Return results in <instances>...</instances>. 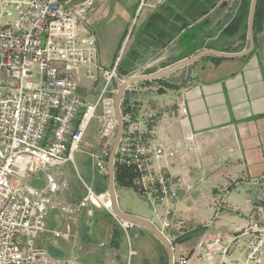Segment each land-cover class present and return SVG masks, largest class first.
<instances>
[{"label": "crops", "instance_id": "0c3cea01", "mask_svg": "<svg viewBox=\"0 0 264 264\" xmlns=\"http://www.w3.org/2000/svg\"><path fill=\"white\" fill-rule=\"evenodd\" d=\"M61 1L77 10L83 7L80 25L95 35L97 58L102 66H110L123 46L122 76L151 73L205 49L240 53L248 48L251 0ZM81 82L84 83L85 78L80 81L79 93L94 100L96 91L91 93V90L101 82L94 78L88 87H81ZM147 83L148 89L126 91L125 104L131 105L137 114L143 110L164 111L165 115L150 126L151 133L147 136L166 150H174L175 155L170 160H155L153 166L157 169L163 165L174 176H181L182 181L174 200L157 204L158 207L149 212L130 209L121 203L118 189L127 186L118 183L113 173L118 210L152 223L156 217L161 225V214L169 209L177 215L175 223L159 229L174 238L171 243L174 246L177 242L178 247L191 237L209 238L218 232H234L245 224L259 189L250 180L264 174V11L259 27L253 31V47L249 52L231 57L206 54L161 80ZM181 106L186 109L185 114L180 112ZM96 130L97 124L87 130L86 139L92 140ZM90 148L98 150L96 145ZM104 159L107 173L98 175L93 183L97 192L106 191L110 195L109 156ZM87 170V166L83 167L84 173ZM48 174L60 187L49 194L51 205L45 215L46 229L37 237V244L56 256H61L63 244L70 245L76 254L81 243L92 252L113 249L114 228L110 222L119 225L117 220L104 207L89 204L87 208H77L85 195L84 186L82 193L78 184L58 168L45 173V185ZM37 177L36 182H39ZM133 177L128 187L135 189ZM42 185L35 186H45ZM217 205L219 213L210 223V213ZM63 207L74 211L68 213ZM132 227L137 230L134 232L137 238L149 236L166 251L167 264L164 243L143 226L133 224ZM54 230L60 235L53 237ZM106 230L111 231L108 241L99 237L90 241L82 238L83 233L99 234ZM70 257L82 262L74 254ZM113 262L101 257L82 263ZM163 263L160 257L158 264ZM191 263H195L194 258Z\"/></svg>", "mask_w": 264, "mask_h": 264}, {"label": "built area", "instance_id": "2783aa9c", "mask_svg": "<svg viewBox=\"0 0 264 264\" xmlns=\"http://www.w3.org/2000/svg\"><path fill=\"white\" fill-rule=\"evenodd\" d=\"M83 11V7L77 10L61 0H0V19L5 18L0 23V264H83L72 257L52 255L36 242L46 229L49 194L60 185L49 174L44 187L22 180L27 174L67 162L75 165V152L93 145L98 147L96 153L89 152L94 168L99 175L107 173L104 157L111 152L119 124L116 95L129 76L120 74L123 46L110 66L98 62L95 35L80 25ZM12 12L14 17L8 19ZM94 77L101 84L95 99L89 100L78 88L82 78ZM149 86L146 81H133L118 100L124 127L114 150L113 169L128 168L136 191L155 210L157 204L176 198L182 177L163 165L153 166V161L175 155L174 150H166L147 136L164 111L137 114L125 104L126 91ZM180 112L185 114L186 109L181 106ZM92 118L97 130L87 140ZM80 180L85 195L77 208L102 206L125 232L133 226L116 216L108 192L97 193ZM250 182L259 189L245 224L232 233L200 237L187 253L172 244L171 264H264V174ZM176 216L164 210L161 227H171ZM58 235L59 231H52L53 237Z\"/></svg>", "mask_w": 264, "mask_h": 264}, {"label": "rangeland", "instance_id": "374dc122", "mask_svg": "<svg viewBox=\"0 0 264 264\" xmlns=\"http://www.w3.org/2000/svg\"><path fill=\"white\" fill-rule=\"evenodd\" d=\"M6 17L8 19L13 18L14 12H12V14L10 16H6ZM4 20H5V18H1L0 23H2ZM167 66H169V65H167ZM94 78L85 79L84 83L81 82V87H85V86L88 87L89 85L93 84ZM82 81H84V79ZM99 87H100V84L97 83L95 90H91V93L93 91H96L95 92V95H96L98 90H99ZM96 124H97L96 119L92 118L90 123H89L87 130L90 131L91 129H93V127ZM81 150L84 153H86L88 156H90L89 152L96 153L95 151H93V149H91V148L89 149V147L83 148ZM82 153L81 154L75 153V165H73L70 162H67V163L61 165L58 168V171L67 173V176L69 175L71 177L72 181L74 183L78 184L77 185L78 189L81 188V191L82 190L84 191V188H83L82 182L80 180V177L91 188L93 187L92 189L94 191H96L93 181L96 180V178H98L97 176L99 174L97 173V171L94 168L93 160L91 158L88 159V156L85 155L84 153L83 154ZM85 166H87L89 168V171L88 170H87L88 172L86 171L87 173H84L85 171H83V167H85ZM54 171H55V169L39 170L35 173L27 174V176L24 177L22 180H23V182L33 183V185L43 184L42 186H44L45 185V181H44L45 173L46 172H54ZM37 175L40 178L39 182H36V181H38V180H36L38 178ZM118 190H119L118 192H119V197H120L121 203H124L130 209H137V210L144 209V210H148L149 212H152L151 202H149L144 196L139 194L133 187L127 186V187H122L121 189L119 188ZM83 191H82V193H83ZM97 193H100V192H97ZM100 208H103V207L101 206ZM219 209H220V206L217 205L211 211L210 217L208 219V221L211 220L210 223L216 219V217L219 213ZM161 213H162V211H161ZM161 213H159V214H161ZM110 223L112 224L111 227H113L116 232L114 233V236H113V238H114L113 241H114L115 246L113 247V249H110L109 252L106 251V252L101 253L99 250L96 252H92L89 250L87 251L86 245H84V243H81L80 248H78L79 252L76 254V252H73L74 250H72L70 245L63 244V247H61V250H60L61 253L59 255H61L63 257H70L71 255L74 254L75 256H77V259H79L85 263H90L93 260L95 261L96 259L99 260L101 257H103V258L106 257L109 261L110 260L114 261L113 264H158V259H160V257H161V260L164 262L163 264H165L166 251L161 250V248L158 247V245L156 244V242L154 241L153 238H151L149 236H140L139 238H137L134 235V232L137 231L135 228L130 227L127 229V232H125L123 230V228L121 227V225L119 227V225H117V223H115V221H112ZM153 224L158 228L161 227V225L159 224L158 219L156 217L153 218ZM110 234H111V231H107V230L106 231H100L99 234L98 233L94 234L93 232H91L89 235H86V233H83L82 238L84 240H87V239L89 240V239H97L99 237L102 240L108 241L110 239ZM199 238L200 237L188 238L185 240V243L181 247H178L177 242H174V248L176 250H182L183 252L185 251V253H186L196 244V242L198 241ZM129 248L134 249V253H131V254L128 253Z\"/></svg>", "mask_w": 264, "mask_h": 264}, {"label": "water", "instance_id": "95a60500", "mask_svg": "<svg viewBox=\"0 0 264 264\" xmlns=\"http://www.w3.org/2000/svg\"><path fill=\"white\" fill-rule=\"evenodd\" d=\"M256 1L257 0H251V4H250V10H249V16H248V48L246 50H244L240 53H224V52H218V51H215L212 49H205V50L198 52V53H196L190 57H186V58H183L181 60H178L175 63H173L169 66H165V67H163L159 70H156L154 72L127 77L124 80V82L120 85L119 91L116 95V113H117L118 118H119V124H118L116 137H115L111 152L109 154V176H110L109 190H110V199H111L112 208H113L114 213L116 214V216L118 218H120L121 220H124V221L131 222V223L136 224L138 226H143L144 228H146L150 232H152L162 243H164V245L166 246V249H167V264H171L172 255H173L172 243L169 240V238L149 220H146V219H144L140 216L134 215V214L119 211L117 206H116L115 196H114V182H113V173H114L113 172L114 171V169H113V156H114L115 147H116L118 140H119V136L121 135V132H122L123 127H124V123L121 120V116L118 112V100H119L121 94L123 93V91L125 90L126 86L128 84L132 83L133 81L156 80L158 78H161V77L169 74L170 72L176 70L177 68H179V67H181L187 63L193 62L194 60L198 59L199 57H201L203 55L214 54V55L222 56V57H231V56L243 55L246 52H249L253 47V18H254V11H255V7H256Z\"/></svg>", "mask_w": 264, "mask_h": 264}, {"label": "trees", "instance_id": "16d2710c", "mask_svg": "<svg viewBox=\"0 0 264 264\" xmlns=\"http://www.w3.org/2000/svg\"><path fill=\"white\" fill-rule=\"evenodd\" d=\"M263 11H264V0H257L254 11V18H253V31H255L259 27V24L263 16ZM157 80H161V78ZM132 175L133 174L129 171V169L123 165H120V167H117L114 170L115 180L118 181V183H120L121 185L130 186ZM112 231L113 233L116 232L115 229H113Z\"/></svg>", "mask_w": 264, "mask_h": 264}, {"label": "bare ground", "instance_id": "6f19581e", "mask_svg": "<svg viewBox=\"0 0 264 264\" xmlns=\"http://www.w3.org/2000/svg\"><path fill=\"white\" fill-rule=\"evenodd\" d=\"M105 203L107 206H109V201L107 199L105 200Z\"/></svg>", "mask_w": 264, "mask_h": 264}]
</instances>
